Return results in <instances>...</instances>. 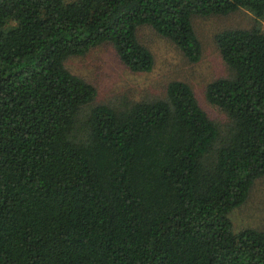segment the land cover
I'll return each mask as SVG.
<instances>
[{
	"label": "trees",
	"instance_id": "obj_1",
	"mask_svg": "<svg viewBox=\"0 0 264 264\" xmlns=\"http://www.w3.org/2000/svg\"><path fill=\"white\" fill-rule=\"evenodd\" d=\"M252 13L215 35L226 77L123 109L69 59L110 44L135 73L149 26L190 63L193 18ZM264 176V0H0V264H264V231L229 214Z\"/></svg>",
	"mask_w": 264,
	"mask_h": 264
},
{
	"label": "rangeland",
	"instance_id": "obj_2",
	"mask_svg": "<svg viewBox=\"0 0 264 264\" xmlns=\"http://www.w3.org/2000/svg\"><path fill=\"white\" fill-rule=\"evenodd\" d=\"M255 20L254 15L246 10L225 16L193 18V27L201 44V58L196 63L187 61L174 44L152 28L141 26L137 29V38L153 56L154 64L150 72L130 71L120 62L110 44H102L83 57L71 58L66 66L96 87V104L121 109L139 101L163 98L170 82H184L193 91L202 110L224 130L230 122L229 117L205 98L206 86L229 74L214 38L227 29H249L256 24ZM228 217L234 232L245 228L264 231V176L254 183L245 203Z\"/></svg>",
	"mask_w": 264,
	"mask_h": 264
}]
</instances>
